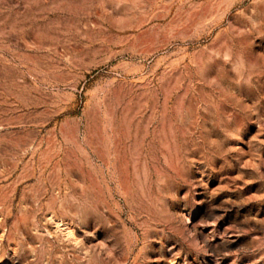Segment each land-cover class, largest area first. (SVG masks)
<instances>
[{"label":"rangeland","instance_id":"obj_1","mask_svg":"<svg viewBox=\"0 0 264 264\" xmlns=\"http://www.w3.org/2000/svg\"><path fill=\"white\" fill-rule=\"evenodd\" d=\"M0 264H264V0H0Z\"/></svg>","mask_w":264,"mask_h":264}]
</instances>
